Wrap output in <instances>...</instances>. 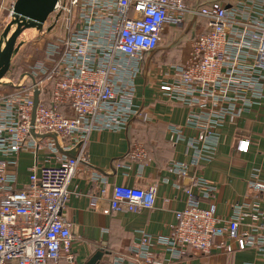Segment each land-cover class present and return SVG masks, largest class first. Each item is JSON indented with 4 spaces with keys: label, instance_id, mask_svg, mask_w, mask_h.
Instances as JSON below:
<instances>
[{
    "label": "built area",
    "instance_id": "1",
    "mask_svg": "<svg viewBox=\"0 0 264 264\" xmlns=\"http://www.w3.org/2000/svg\"><path fill=\"white\" fill-rule=\"evenodd\" d=\"M16 2L0 0V17H11ZM198 19L205 29L187 41L184 63L161 72L159 86L188 108L185 125L170 127V141L178 144L187 128L196 132L187 140L191 162L169 167L185 207L168 236L141 231L128 255L113 264H177L192 254L251 249L264 260V206L235 204L222 221L213 182L190 175V168L214 160L219 129L264 103V0L195 7L189 0H58L38 36L39 58L32 57L18 80L0 84V264H79L64 211L70 182L89 163L90 133L121 132L135 119H148L135 102L136 79L168 29ZM249 145L240 140L237 149L247 152ZM23 153L36 161L28 183L18 186ZM127 157L142 160L146 152L134 144ZM251 188L250 198L264 194L262 181ZM105 192L100 189L91 207ZM155 193V187L115 185L110 205L153 208ZM158 248L170 259H159Z\"/></svg>",
    "mask_w": 264,
    "mask_h": 264
},
{
    "label": "crops",
    "instance_id": "2",
    "mask_svg": "<svg viewBox=\"0 0 264 264\" xmlns=\"http://www.w3.org/2000/svg\"><path fill=\"white\" fill-rule=\"evenodd\" d=\"M213 1L232 6L245 0H189L193 7ZM205 26L206 22L202 19L190 25L187 21L182 29L184 35L191 29L198 31H192L187 41L191 36L203 32ZM169 31L165 34L168 35ZM184 47L179 54L168 51L169 47L159 46L157 53L146 61V66L136 79L135 102L148 114L146 121L135 119L127 130L121 132L90 133L89 163L81 164L70 182L71 196L64 211L72 223L74 251L79 264L87 262L98 250L104 252L102 264H113L117 256L128 255L130 249L139 242L141 231L154 237L168 236L171 226L176 222V212L185 207V193L177 187V178L169 171V167L174 161L191 162L187 154V140L195 137L196 132L187 128L185 138L178 144L170 141V127L185 125L188 108L169 99L159 90L161 72L170 66L181 65L186 60ZM151 63L156 64L159 72H152ZM21 74L3 80L16 81ZM254 109L219 129L218 148L212 162H202L197 170L190 168L191 176L196 175L213 182L216 189L214 202L217 215L222 221L230 218L235 204L250 202V205L264 206V194L250 198L254 194L251 184L255 181L264 182V103ZM240 140H249L247 152L238 151ZM134 144L145 150V159L133 160L127 157ZM35 161L34 154L30 153L18 157V186L28 183L30 168ZM94 177H99L100 181H95ZM102 180L107 183L104 185ZM115 185L140 189L155 187L154 207L140 208L133 212L113 210L110 201ZM103 187L105 194L98 200L96 207H91L92 199L100 196ZM157 257L164 260L171 256L163 248H158ZM177 264H264V260L256 250L251 249L230 255L219 251L192 254Z\"/></svg>",
    "mask_w": 264,
    "mask_h": 264
},
{
    "label": "water",
    "instance_id": "3",
    "mask_svg": "<svg viewBox=\"0 0 264 264\" xmlns=\"http://www.w3.org/2000/svg\"><path fill=\"white\" fill-rule=\"evenodd\" d=\"M58 0H17L11 21L6 26L3 37L4 46L0 50V84L10 70L13 56L19 50L18 38L30 29L41 31L50 14L53 12ZM38 102V93L35 96V105ZM70 156L72 154H68ZM104 252L98 250L84 264H99Z\"/></svg>",
    "mask_w": 264,
    "mask_h": 264
},
{
    "label": "rangeland",
    "instance_id": "4",
    "mask_svg": "<svg viewBox=\"0 0 264 264\" xmlns=\"http://www.w3.org/2000/svg\"><path fill=\"white\" fill-rule=\"evenodd\" d=\"M10 21H11V17H9L8 14L1 15L0 17V50L4 46V43L6 40L3 37V32L6 26L10 23ZM47 23L49 24V21H47ZM180 32L182 33V35H184L182 30ZM180 32H178L179 34L173 35L172 37L165 34L160 43V46H164L167 48L169 47L168 51H172L171 53H173V51L179 52L178 47H179V44L181 42V37H182ZM39 34H40V31L36 29H30V30H26L18 38L17 44H19L20 46L19 50L13 56L11 65H10V70L8 74L4 77V79L8 80L11 75L14 77L16 75L18 76L19 74H21V72L25 70L26 64L30 61V59H32V57L34 59L39 58V53L36 49ZM150 65H153L152 72L154 71H156V73L159 72L156 64L151 63ZM3 89H1L0 87V90H3Z\"/></svg>",
    "mask_w": 264,
    "mask_h": 264
},
{
    "label": "trees",
    "instance_id": "5",
    "mask_svg": "<svg viewBox=\"0 0 264 264\" xmlns=\"http://www.w3.org/2000/svg\"><path fill=\"white\" fill-rule=\"evenodd\" d=\"M204 4H206V3H204ZM181 30L182 29H178V28H170V31H169L168 35L169 36H173V35L179 34L178 32H180ZM192 31L198 32L197 30H192V29L190 31H188L185 35H182V33L180 32V34L182 35V37H181L180 44L178 43L179 44V47H178L179 52H177V53L181 54V52H183V47L185 46L184 44L187 43L186 41H187L189 35H191ZM170 58H172V55L170 56ZM99 264H102V262L100 261Z\"/></svg>",
    "mask_w": 264,
    "mask_h": 264
},
{
    "label": "flooded vegetation",
    "instance_id": "6",
    "mask_svg": "<svg viewBox=\"0 0 264 264\" xmlns=\"http://www.w3.org/2000/svg\"><path fill=\"white\" fill-rule=\"evenodd\" d=\"M159 49V48H158ZM156 53H157V51H156Z\"/></svg>",
    "mask_w": 264,
    "mask_h": 264
}]
</instances>
